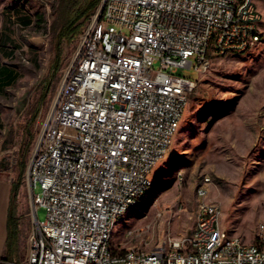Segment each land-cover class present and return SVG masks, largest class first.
Returning <instances> with one entry per match:
<instances>
[{
	"label": "built area",
	"instance_id": "2783aa9c",
	"mask_svg": "<svg viewBox=\"0 0 264 264\" xmlns=\"http://www.w3.org/2000/svg\"><path fill=\"white\" fill-rule=\"evenodd\" d=\"M253 3L103 0L27 164L32 222L25 256H0V264H105L95 241L124 202L142 194L197 90V80L178 70L206 71L212 56L260 38L261 14H252ZM209 32H217V53L204 57ZM40 207L44 221L36 217ZM216 209L209 199L199 204L196 239L186 236L153 254L129 247V257L141 254L139 264H264L263 234L250 243L238 236L232 246L205 238L216 225ZM200 243H207L206 252L188 251V244ZM237 246L249 247V254L236 255Z\"/></svg>",
	"mask_w": 264,
	"mask_h": 264
},
{
	"label": "rangeland",
	"instance_id": "374dc122",
	"mask_svg": "<svg viewBox=\"0 0 264 264\" xmlns=\"http://www.w3.org/2000/svg\"><path fill=\"white\" fill-rule=\"evenodd\" d=\"M253 2L261 14V37L254 46L243 54L210 56L200 74L178 70V75L198 81L197 90L188 99L168 151L149 174L150 188L114 226L113 247L122 243L124 248L152 250L181 240L190 234L199 204H208V199L218 207L219 223L230 235L254 242L264 226V0ZM95 13L84 21L79 36L62 41L60 66L54 72L62 22L58 0H0V178L15 180L31 131L28 164L60 81ZM46 81L50 91L30 127ZM200 187L206 190L203 196ZM30 194L25 170L17 196L20 257L31 233ZM36 217L45 220L43 207Z\"/></svg>",
	"mask_w": 264,
	"mask_h": 264
},
{
	"label": "trees",
	"instance_id": "16d2710c",
	"mask_svg": "<svg viewBox=\"0 0 264 264\" xmlns=\"http://www.w3.org/2000/svg\"><path fill=\"white\" fill-rule=\"evenodd\" d=\"M100 2L101 0H58V4L62 14V22L57 32V42L55 45L56 54L54 62L51 66L54 72L60 66L62 41L70 42L83 32L82 26L84 21L96 12ZM43 86V91L40 94L37 106L34 109L31 120L29 121L30 127L35 122L39 113V107L46 99L51 88L50 82L47 81ZM28 136V141L22 148L21 159L19 160L18 174L15 180L11 182L10 186L7 216V237L5 242V253L3 255V257L8 259L18 257L22 249L21 215L18 212L17 196L23 182L28 154L34 138V135L31 131L28 132Z\"/></svg>",
	"mask_w": 264,
	"mask_h": 264
},
{
	"label": "bare ground",
	"instance_id": "6f19581e",
	"mask_svg": "<svg viewBox=\"0 0 264 264\" xmlns=\"http://www.w3.org/2000/svg\"><path fill=\"white\" fill-rule=\"evenodd\" d=\"M252 14L260 15V12L257 9L255 3H253L252 6ZM259 39L260 38H255V42H246V49H234L233 51H227L226 53H219V56L243 54L247 50H249L252 46H254L259 41ZM211 48L213 49L214 53H217V32H209L207 34L206 50H204V57H210L212 55ZM203 72L205 71H198L197 73L200 74ZM62 83H63V79L60 81L58 91ZM58 91L55 95L53 103L55 102ZM179 122L173 125L172 132L170 134V137L168 138V146H170L174 134L176 133ZM165 154H163L162 157H159L157 159L155 166L165 156ZM150 186H151V180L148 174V177L146 179V184L143 186L142 194H138L137 196L133 197V199L126 200V202H124V205H122V208L117 213V215H115L114 218L109 219L108 226L103 228L100 234V240L95 241V251L99 252V257L103 259V262L105 264H139V261H141V254H133V257H129V248L121 247L120 251L114 252V247L111 244V237L114 230V226L116 225L118 219L129 209V207L136 205L138 200L146 193V191L150 188ZM205 193L206 190L203 187H200L199 189L200 196L205 195ZM211 218H216V225H210L209 231H205V238H215V240H222L223 246H232L237 240L238 236L230 235L226 231V229L220 225L219 213L217 210L211 211ZM194 225H200V216H196ZM259 234H263L264 236V226L261 228ZM188 237L189 239H196V226L192 227ZM168 245H171V243ZM188 251L206 252L207 243L188 244ZM154 252H157V247L153 248L152 250H144L145 254H153ZM247 254H249V247L247 246L236 247V255H247Z\"/></svg>",
	"mask_w": 264,
	"mask_h": 264
},
{
	"label": "crops",
	"instance_id": "0c3cea01",
	"mask_svg": "<svg viewBox=\"0 0 264 264\" xmlns=\"http://www.w3.org/2000/svg\"><path fill=\"white\" fill-rule=\"evenodd\" d=\"M10 186V181L0 178V256H3L5 253ZM20 256L21 252L18 257L13 258L22 259L25 256V253L22 255V257Z\"/></svg>",
	"mask_w": 264,
	"mask_h": 264
},
{
	"label": "water",
	"instance_id": "95a60500",
	"mask_svg": "<svg viewBox=\"0 0 264 264\" xmlns=\"http://www.w3.org/2000/svg\"><path fill=\"white\" fill-rule=\"evenodd\" d=\"M102 11H103V0H101L99 6H98V8H97V11H96V13H95V16H96V17H99V16L101 15ZM45 126H46V125H45ZM44 128H45V127H44Z\"/></svg>",
	"mask_w": 264,
	"mask_h": 264
}]
</instances>
